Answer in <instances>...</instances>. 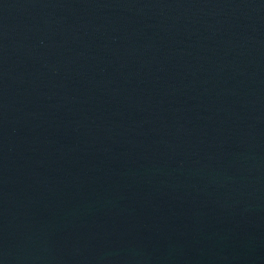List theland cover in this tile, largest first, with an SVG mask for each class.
<instances>
[{
  "label": "water",
  "instance_id": "1",
  "mask_svg": "<svg viewBox=\"0 0 264 264\" xmlns=\"http://www.w3.org/2000/svg\"><path fill=\"white\" fill-rule=\"evenodd\" d=\"M0 264H264V0H0Z\"/></svg>",
  "mask_w": 264,
  "mask_h": 264
}]
</instances>
